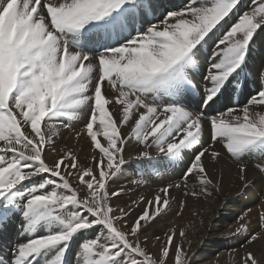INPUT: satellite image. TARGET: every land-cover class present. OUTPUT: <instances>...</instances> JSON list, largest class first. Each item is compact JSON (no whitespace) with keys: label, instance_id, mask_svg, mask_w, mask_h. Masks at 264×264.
<instances>
[{"label":"snow or ice","instance_id":"obj_1","mask_svg":"<svg viewBox=\"0 0 264 264\" xmlns=\"http://www.w3.org/2000/svg\"><path fill=\"white\" fill-rule=\"evenodd\" d=\"M161 8L158 0H0V242L16 238L0 264H73L74 246V264H193L185 227L163 236L148 228L173 204L182 214L189 199L224 194L209 164L232 162L240 197L256 187L250 171L264 181V63L255 91L232 102L233 82L264 42V0ZM63 132L87 139L84 159L74 146L57 148ZM181 161L180 177L151 198L118 203L130 192L113 187L125 168L167 171ZM224 236L243 237L228 251L235 264H264V198ZM209 264H221L220 254Z\"/></svg>","mask_w":264,"mask_h":264},{"label":"bare ground","instance_id":"obj_2","mask_svg":"<svg viewBox=\"0 0 264 264\" xmlns=\"http://www.w3.org/2000/svg\"><path fill=\"white\" fill-rule=\"evenodd\" d=\"M251 0H243L242 7L247 8L248 3ZM184 0H158V3L164 8H173L182 5ZM151 19V15H149ZM264 37V33L261 34ZM262 63H264V42L257 40V51L255 58L245 74H242L237 81L233 82L232 102L240 100V98L246 94V91L254 92L256 89V83L253 78V73ZM221 103H225L222 101ZM79 129L82 127V123L74 122ZM70 132H63V137L58 138L57 148H62L66 144L68 146H74L76 151L79 152L81 159H84L88 155V141L86 138H82L77 143L72 138ZM103 142V138L100 137ZM83 149V151H81ZM129 151H133V147L129 148ZM250 166H254L259 160V154L253 153L248 158ZM186 161H182L176 165L175 168H170L167 171H163L159 165H138L133 164L131 168H125L122 175L115 178L113 187L125 185L130 188L128 196L122 197L118 203L123 204L129 201L130 197L137 195H143L151 198L156 189L163 186L165 183L178 179L181 175L183 165ZM231 161L223 163L215 168L209 164V170L212 171L218 178L222 175L224 180V194L211 202L205 203L203 201L197 203L191 199L187 201V206L182 214H178V208L173 204L172 210L157 223L153 224L147 230V234H157L163 236V233L170 227H185L188 230V237L192 240V250L194 252L193 264H209L217 254H220L221 264H235L234 258L229 257L228 251L233 248H238L240 243L243 242V237L239 239H226L224 233L229 226H233V219L237 213H239L245 206L249 208H258L259 200L264 198L261 196V190L264 188V181H261L260 177L255 173L254 169L249 172V175L255 180L256 187L252 190V195L240 197L237 192V181L235 176V168L231 166ZM131 180L142 181L140 184H130ZM195 181H190L194 183ZM178 199H184L179 193H173ZM227 202V207L225 203ZM139 211V210H137ZM199 211L202 216H195L194 213ZM203 218L204 223L201 224L200 220ZM252 229L259 230L258 217L253 215L251 222ZM15 236H13L10 242H0V251L8 254L11 247L15 243ZM76 247L72 248L73 264L75 261L74 253ZM155 251V249H153ZM264 251L260 246H257V252ZM54 255V253L50 254Z\"/></svg>","mask_w":264,"mask_h":264},{"label":"rangeland","instance_id":"obj_3","mask_svg":"<svg viewBox=\"0 0 264 264\" xmlns=\"http://www.w3.org/2000/svg\"><path fill=\"white\" fill-rule=\"evenodd\" d=\"M243 1V0H242ZM245 1V0H244ZM251 2V1H250ZM250 2L248 3V6H249V4H250ZM182 162V161H181ZM144 167H145V165H144ZM146 168V167H145Z\"/></svg>","mask_w":264,"mask_h":264}]
</instances>
